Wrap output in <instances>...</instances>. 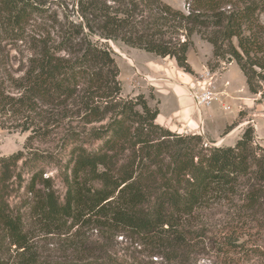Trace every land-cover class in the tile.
I'll use <instances>...</instances> for the list:
<instances>
[{"label":"trees","instance_id":"16d2710c","mask_svg":"<svg viewBox=\"0 0 264 264\" xmlns=\"http://www.w3.org/2000/svg\"><path fill=\"white\" fill-rule=\"evenodd\" d=\"M263 12L264 0H186L184 10L74 0L60 15L0 0L4 32L31 50L18 76L0 67V124L29 132L0 157V264H264V146L253 128L221 146L157 123L143 95L121 96L104 42L194 74L197 34L264 99Z\"/></svg>","mask_w":264,"mask_h":264},{"label":"rangeland","instance_id":"374dc122","mask_svg":"<svg viewBox=\"0 0 264 264\" xmlns=\"http://www.w3.org/2000/svg\"><path fill=\"white\" fill-rule=\"evenodd\" d=\"M32 1L50 13L56 11L60 15L69 12L74 3V0ZM163 1L175 8L185 9L186 0ZM262 19L264 20V12ZM192 41L193 45L187 52V60L194 71V74L190 75L177 68L174 60L168 57L161 58L129 47L120 41L104 40L112 50L119 68L121 96L135 97L141 94L152 107H156L160 100L162 115L169 117L180 111L183 103H189V98L180 97L178 85L187 86L185 90L196 105L201 93L209 91L210 100L208 104H204L206 108H203L202 112L209 116L207 125L210 127L205 124L199 128L204 141L221 146L234 145L244 129L251 126L255 143L264 146V99H261L259 94L249 92L245 78L234 61L215 59L212 46L197 34L192 36ZM30 53L29 45L5 33L0 23V67H6L8 72L18 76L20 70L26 67ZM165 77L168 80H164ZM28 135V131L22 132L0 124V157L9 156L22 149ZM52 138L33 141L32 145L35 148L47 149L52 146ZM47 171L52 173L54 169ZM55 187L63 193L62 183L56 180ZM15 201V198L11 199V202ZM62 239L64 237L55 238L59 247L64 245ZM131 251L132 248L128 249V253ZM199 264H208V260L204 258Z\"/></svg>","mask_w":264,"mask_h":264},{"label":"crops","instance_id":"0c3cea01","mask_svg":"<svg viewBox=\"0 0 264 264\" xmlns=\"http://www.w3.org/2000/svg\"><path fill=\"white\" fill-rule=\"evenodd\" d=\"M165 58H167V57H165ZM172 60H174V59H172ZM177 68H179V67H177ZM164 80H168V79L165 77ZM186 87H187L186 85L182 86V84H180V85H178V90L180 92L181 98H184L185 96H186L185 98H189L188 99L189 103H187V104L183 103L182 107L180 108V111L175 112L174 115H170L169 117H164L162 115V111L159 107L160 100H158L156 107L158 108L159 113L156 117V122L167 127L171 131H175L178 133L184 132V133H198V134H200V132H199L200 125L202 127H204L205 124L207 125V121L209 120V116L206 113L202 112L203 108L204 109L206 108V107H204V105L198 106L193 102V99L190 97V95L185 90ZM199 107H202V109H199ZM206 116H207V118H206ZM207 126L210 127L209 124ZM210 132H211V130H210Z\"/></svg>","mask_w":264,"mask_h":264},{"label":"built area","instance_id":"2783aa9c","mask_svg":"<svg viewBox=\"0 0 264 264\" xmlns=\"http://www.w3.org/2000/svg\"><path fill=\"white\" fill-rule=\"evenodd\" d=\"M209 100H210V92L205 91V92L201 93L199 100L197 102V105L198 106L204 105V104L206 105L209 103Z\"/></svg>","mask_w":264,"mask_h":264}]
</instances>
